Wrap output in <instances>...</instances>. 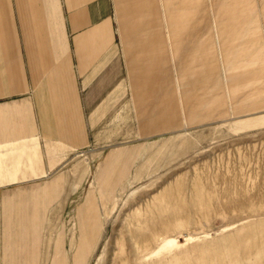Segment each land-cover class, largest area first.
<instances>
[{"label":"rangeland","instance_id":"374dc122","mask_svg":"<svg viewBox=\"0 0 264 264\" xmlns=\"http://www.w3.org/2000/svg\"><path fill=\"white\" fill-rule=\"evenodd\" d=\"M233 1L235 9L227 15L235 25L243 22L246 8L242 0L228 3ZM227 28L219 43L230 56L245 31L232 24ZM129 43L135 54L140 48L155 56L164 49L167 57L169 49V108L163 112L169 121L149 122L164 127H145L165 132L141 133L128 86L125 95L123 89L120 112L96 123L87 147L60 152L55 169L22 186L25 201L7 205L17 192L0 197V264H29L34 258L35 264H264V121L257 119L264 110L242 113L263 104L256 105L255 96L241 99L244 89L229 95L227 76L219 71L223 80L216 94L221 100L211 106L215 48L195 32L187 39L160 42V49L154 43L149 49ZM153 64L159 82L160 64ZM198 71L199 84L206 88L197 91L200 108L189 119L182 110L184 101L192 100L190 81L180 76ZM136 85L142 94L141 83ZM156 94L153 105L161 103ZM56 182L59 186L52 187ZM81 234L88 241L84 245Z\"/></svg>","mask_w":264,"mask_h":264},{"label":"crops","instance_id":"0c3cea01","mask_svg":"<svg viewBox=\"0 0 264 264\" xmlns=\"http://www.w3.org/2000/svg\"><path fill=\"white\" fill-rule=\"evenodd\" d=\"M242 2V10L246 8L243 22L234 25L227 14L237 1L230 4L228 0H0V197L17 192L7 205L25 201L22 186L55 169L60 152L87 147L96 123L114 119L113 114L120 112L127 86L132 90L127 88V98L132 107L134 101L141 133L165 132L145 127H164L149 122L169 121L167 114L163 116L169 108V49L167 57H163L164 49L155 56L140 48V54H135L134 44L127 42H138V47L147 49L154 43L160 49V42L187 39L195 32L199 39L212 41L215 48L210 64L214 83L208 86L214 89L209 93L211 106L221 100L216 93L222 85V71L229 95L231 90L244 89L241 99L255 96L259 99L256 105L263 104L242 113L263 111L264 0ZM229 24L245 31L238 41L241 46L232 45L230 56L219 43ZM241 54L247 59L241 61ZM249 55L253 57L250 62ZM235 59L239 63L232 61ZM153 63L155 67L160 64L159 82L153 77ZM175 68L179 76L178 66ZM140 70L145 72L137 78ZM199 71L198 79L197 74L180 76L190 81L192 100H185L182 110L189 119L200 108L194 97L205 87L199 84ZM138 82V89H143L140 95ZM180 88L181 94L185 93L182 85ZM154 90L161 102L155 104L158 111L151 104ZM257 119L264 121V116ZM245 121L242 124H248ZM58 186L59 182L52 185ZM89 208L82 209L87 212ZM83 238L84 245L88 241L81 234ZM35 262L34 258L29 264ZM6 264L14 263L6 260Z\"/></svg>","mask_w":264,"mask_h":264}]
</instances>
